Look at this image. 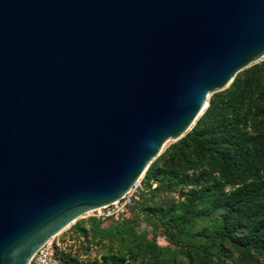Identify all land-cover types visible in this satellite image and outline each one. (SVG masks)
<instances>
[{
	"label": "water",
	"instance_id": "95a60500",
	"mask_svg": "<svg viewBox=\"0 0 264 264\" xmlns=\"http://www.w3.org/2000/svg\"><path fill=\"white\" fill-rule=\"evenodd\" d=\"M264 55V0H0V264L118 200Z\"/></svg>",
	"mask_w": 264,
	"mask_h": 264
},
{
	"label": "trees",
	"instance_id": "16d2710c",
	"mask_svg": "<svg viewBox=\"0 0 264 264\" xmlns=\"http://www.w3.org/2000/svg\"><path fill=\"white\" fill-rule=\"evenodd\" d=\"M192 149L199 154L195 160L184 153ZM165 155L186 163L182 185L189 189L161 215L166 238L185 259L137 241L139 254H156L148 264H264V63L213 94L194 127ZM155 168L148 167L146 180L158 177ZM212 220L211 231L197 229Z\"/></svg>",
	"mask_w": 264,
	"mask_h": 264
},
{
	"label": "rangeland",
	"instance_id": "374dc122",
	"mask_svg": "<svg viewBox=\"0 0 264 264\" xmlns=\"http://www.w3.org/2000/svg\"><path fill=\"white\" fill-rule=\"evenodd\" d=\"M261 63H264V55L245 69ZM219 92L221 91L210 93L209 98ZM183 137L178 140H168L160 154L152 161L151 164L156 166L155 169L160 174L157 178L146 180L144 173L140 179L141 187L137 198L126 218L116 223V221L97 219L89 212L53 236L50 240L54 245L55 264H91L93 260L98 263L106 260L108 264H148L147 260L155 258L156 254L150 252L147 255L139 254V246L145 243L155 244L161 250L170 249L176 252L178 259H185L184 252L166 238L164 234L166 225L161 218L164 212L175 208L184 199V193L189 189L182 185L186 163L177 156L172 158L171 154L168 157L165 155L170 152L171 146L177 144ZM184 153L192 160L199 156L193 149ZM212 221L197 226V229L205 226L211 231L215 223L214 220ZM160 260H163V257H160ZM182 264L187 262L183 261Z\"/></svg>",
	"mask_w": 264,
	"mask_h": 264
},
{
	"label": "built area",
	"instance_id": "2783aa9c",
	"mask_svg": "<svg viewBox=\"0 0 264 264\" xmlns=\"http://www.w3.org/2000/svg\"><path fill=\"white\" fill-rule=\"evenodd\" d=\"M141 179V178H140ZM140 179L135 181L118 200L107 206L95 209L90 212L93 217L101 220L122 221L129 214V209L134 200L137 198V193L141 187ZM28 264H55L54 260V245L51 240L43 244L33 254Z\"/></svg>",
	"mask_w": 264,
	"mask_h": 264
}]
</instances>
